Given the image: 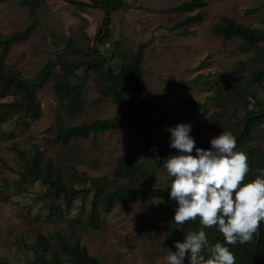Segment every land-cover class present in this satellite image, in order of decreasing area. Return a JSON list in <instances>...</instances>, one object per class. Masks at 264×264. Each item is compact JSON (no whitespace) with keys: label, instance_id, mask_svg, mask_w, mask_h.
<instances>
[{"label":"rangeland","instance_id":"1","mask_svg":"<svg viewBox=\"0 0 264 264\" xmlns=\"http://www.w3.org/2000/svg\"><path fill=\"white\" fill-rule=\"evenodd\" d=\"M124 1L129 6L113 14L109 41L121 63L114 60L110 65L118 69L128 64L129 52H135L141 43H146L140 72L147 93L153 99L147 112L154 118L166 114L162 121L165 129L179 123L191 124L192 136L197 125L214 111L209 101L213 93L212 80L218 75L226 77L245 57L236 49L238 39L224 43L212 33V26L222 15H227L245 25L264 28V0H206L205 7L190 13L170 11L186 0ZM48 5V11H40H44L42 23L28 39L13 45L7 57V63L25 77L35 76L63 48L62 39L70 35V14L78 12L68 0H49ZM196 12L204 15L202 21L174 29L177 22ZM81 14L88 18L89 30L94 33L103 10L93 9L91 14L87 11ZM31 21L30 8L21 0L0 2L1 33L22 31ZM184 31L189 33L183 34ZM199 75L202 83H192ZM106 85L103 74L93 75L87 81L82 95L85 109L73 121L60 107L52 85H48L39 94L40 118L28 128H17L16 137L0 139V264H31L38 257L32 247L39 250L40 234L49 240L51 250H57L59 262L68 264L71 251L64 253L60 246L63 237L72 241L73 226L77 228L76 238L80 244L104 264H162L170 248L163 244L165 222L162 218L167 208L161 197L138 199L127 205L119 202L109 213H101L99 227L86 228L84 223L72 224L55 215L50 217V210L40 197L46 187L19 180V157L15 148L30 150L31 146H36L37 154L43 157L45 172L56 164L62 169L69 164L89 178L106 176L113 180L118 175L130 179L135 175L133 159L134 155H141L142 140L126 122L116 131L101 132L88 139L77 138L68 144L55 142L59 116H64L68 125H78L113 118L122 109L107 95ZM15 92L13 87L8 91L9 94ZM191 99L207 102V110H199L194 121L186 120L183 113L176 110ZM13 125L14 122L8 123L4 128L8 130ZM223 130L234 132L236 128L221 127L219 134ZM250 143L264 150V125L252 132ZM150 161L153 165L152 159ZM58 198L59 202L71 200ZM71 201L74 207L66 211L68 217L78 213L79 202L73 198ZM51 255L52 252H48L47 258ZM185 264H188L187 257Z\"/></svg>","mask_w":264,"mask_h":264},{"label":"trees","instance_id":"2","mask_svg":"<svg viewBox=\"0 0 264 264\" xmlns=\"http://www.w3.org/2000/svg\"><path fill=\"white\" fill-rule=\"evenodd\" d=\"M48 2L49 0H21L22 4L30 8L31 23L22 31L9 34L0 32V139L16 137L17 128H28L40 118L39 94L50 84L60 107L65 109L66 116L72 121L76 120L85 109L86 102L82 95L87 81L93 75L103 74L107 81V95L121 105L122 109L113 118L78 125H68L64 116H59L55 142L68 144L73 139H88L101 132L116 131L126 122L141 136V155H134L135 175L132 178L122 179L116 175L112 180L106 176L89 178L86 173L77 172L69 164L64 169L56 164L45 172L42 168L43 157L37 154L36 146H31L30 150L15 148L19 157V180L29 185L39 183L46 187L40 197L49 208L50 217L55 215L72 224L84 223L86 228L99 227L101 213H109L119 202L127 205L138 199L161 197L167 208L162 218L165 222L163 244L176 251L175 242H184L186 234L198 231L201 225L198 219L182 226L174 222L178 202L170 198L172 178L167 175L164 163L165 158L178 152L170 147L171 133L162 125L166 114L154 118L147 112L153 99L147 93L145 79L140 72L147 44L141 43L135 52H129L128 64H122L118 69L110 65L111 61L117 60L114 45L109 42L113 14L127 8L129 3L124 0H68L78 12L70 14V35L66 38L63 36V48L35 76L25 77L17 68L7 63V57L13 45L28 39L42 23L40 21L44 11H40H48ZM207 4L206 0H186L170 11L190 13ZM93 9L103 10L94 33L89 30L91 23L88 18L81 14L82 11L91 14ZM203 19L204 15L200 12L189 14L177 22L174 29L185 28ZM211 31L224 43L238 39L236 49L245 54V57L234 65L226 77L218 75L212 80L213 93L209 101L214 111L197 125L192 137L197 148L210 149V141L219 134L221 127H235L236 130L232 133L237 141V150L247 154L251 166L247 179L252 180L259 175L258 169H264V150L250 143L252 132L264 125V28L248 26L222 15ZM117 61L121 63L120 59ZM201 77L199 75L191 82L202 83ZM75 80L78 82L75 83ZM12 87L16 89L15 94L8 93ZM201 109L207 110V102L193 99L176 108L188 121H194ZM12 122L13 128L5 130L4 125ZM153 148L155 151L151 150ZM195 154L194 150L192 155ZM150 159L154 162L153 165ZM62 196L79 202L77 215H66V211L74 207V202H59L58 197ZM72 229V241L63 237L60 246L64 253L71 251L68 264H104L80 244L76 238L77 228L73 226ZM205 232L210 245L224 243V238L216 227L206 228ZM38 241L39 250L32 247L38 257L31 264H61L57 250L50 249L49 240L40 234ZM227 246L234 253L236 264H264V223L251 243ZM48 252H52L50 258H47Z\"/></svg>","mask_w":264,"mask_h":264},{"label":"clouds","instance_id":"3","mask_svg":"<svg viewBox=\"0 0 264 264\" xmlns=\"http://www.w3.org/2000/svg\"><path fill=\"white\" fill-rule=\"evenodd\" d=\"M191 130L185 123L167 129L178 154L165 158L164 168L172 178L170 198L178 202L174 222L182 226L198 219L201 227L188 232L184 242L176 241V251L168 249L162 264H185L186 257L188 264H236L227 245L251 243L264 223V169L247 179L248 156L237 150L231 131L223 130L204 149L196 147ZM212 227L224 243L209 244L205 229Z\"/></svg>","mask_w":264,"mask_h":264}]
</instances>
